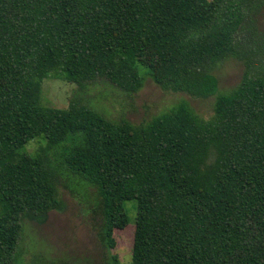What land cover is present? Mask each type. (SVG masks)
Returning a JSON list of instances; mask_svg holds the SVG:
<instances>
[{
    "label": "trees",
    "instance_id": "16d2710c",
    "mask_svg": "<svg viewBox=\"0 0 264 264\" xmlns=\"http://www.w3.org/2000/svg\"><path fill=\"white\" fill-rule=\"evenodd\" d=\"M259 1L0 0V264H17L25 220L65 210L62 175L97 189L109 250L136 203L129 264H264V39L249 23ZM231 59L245 70L220 92L214 73ZM145 76L214 97L213 116L181 101L135 125L85 102L101 82L136 95ZM51 78L78 88L67 108L43 103Z\"/></svg>",
    "mask_w": 264,
    "mask_h": 264
},
{
    "label": "rangeland",
    "instance_id": "374dc122",
    "mask_svg": "<svg viewBox=\"0 0 264 264\" xmlns=\"http://www.w3.org/2000/svg\"><path fill=\"white\" fill-rule=\"evenodd\" d=\"M258 5L249 23L255 36L264 39V0H260ZM244 70L243 62L236 59L221 64L214 73L219 91L233 89L240 82ZM75 89L78 88L64 79H47L43 84V103L51 107L67 108ZM83 94L90 98L89 101L85 100L89 108L111 120L125 119L135 125L150 122L181 101H187L206 120L214 114V97L197 99L183 93L165 92L150 76H145L144 87L133 96L106 82L93 84ZM45 144L42 139L34 140L27 146V152L35 153ZM70 177L62 175L59 179L60 195L66 203L63 212H50L44 224L24 221V231L17 249V264H110L114 255L124 264H129L136 203L130 201L125 204L130 228L116 232L117 246L109 250L99 238L102 215L97 210V189L83 181L82 184L75 179L69 181Z\"/></svg>",
    "mask_w": 264,
    "mask_h": 264
}]
</instances>
